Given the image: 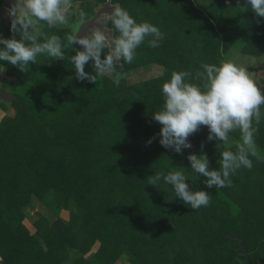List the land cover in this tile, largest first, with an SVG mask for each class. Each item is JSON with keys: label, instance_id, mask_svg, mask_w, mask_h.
I'll return each mask as SVG.
<instances>
[{"label": "rangeland", "instance_id": "rangeland-1", "mask_svg": "<svg viewBox=\"0 0 264 264\" xmlns=\"http://www.w3.org/2000/svg\"><path fill=\"white\" fill-rule=\"evenodd\" d=\"M13 3L0 0L4 38L13 35ZM73 3L88 17L104 4L100 16L122 7L165 36L158 48H137L119 87L110 77L77 80L67 59L38 56L26 73L0 61V88L15 98L0 97V262L264 264L252 262L264 258V162L250 157L252 169L237 170L231 187L208 189L203 176L194 179L187 156L204 153L218 169L220 153L235 151L240 133L222 146L202 126L178 154L159 143L161 125L152 119L171 73L194 75L203 63L233 61L264 92V18L242 11L244 0ZM43 31L65 43L71 34L68 27ZM85 71L95 74L91 62ZM255 143L264 155V117ZM169 170L183 171L193 190L208 191L210 204L193 210L163 180L157 188L147 184L148 176Z\"/></svg>", "mask_w": 264, "mask_h": 264}, {"label": "clouds", "instance_id": "clouds-1", "mask_svg": "<svg viewBox=\"0 0 264 264\" xmlns=\"http://www.w3.org/2000/svg\"><path fill=\"white\" fill-rule=\"evenodd\" d=\"M249 9L257 17L264 18V0H244L242 11ZM7 15L13 35L11 38L0 36V45H3L0 61L26 73L30 62L37 63L38 56L49 60L67 59L75 69L77 80L96 84L98 77H110L117 87L126 79L124 64L134 61L137 48L145 42L148 47L158 48L165 36L157 26L147 21L137 22L119 6L108 16L97 17V24L86 35H78L77 26L88 19L87 13L75 6L73 0H14ZM72 17L77 19L70 22ZM109 21L111 29L105 27ZM45 26L49 29L68 27L72 31L66 35L65 43L58 35L46 34ZM74 45H79L75 54L65 56V49H72ZM90 62L95 74L85 71V65ZM193 80L199 83L190 82ZM161 91L164 102L161 110L153 112L152 119L161 125L159 143L164 148L182 154L183 149L192 147L188 138L202 126L208 129L207 139L220 142L222 146L230 144V133H240L235 151L220 153L218 169H210L209 158L204 153L187 156L194 179L203 176L206 188L231 187V177L237 170L252 169L250 157L264 162V155L255 143L264 117L261 111L264 92L246 68L224 60L218 65L203 63L194 75L191 71H173L170 79L162 84ZM152 139L147 143L151 144ZM161 180L172 186L175 198H180L193 210L210 204L209 192L190 188L186 182L188 177L181 170H169L166 174L157 172L148 176L147 184L157 188Z\"/></svg>", "mask_w": 264, "mask_h": 264}, {"label": "water", "instance_id": "water-1", "mask_svg": "<svg viewBox=\"0 0 264 264\" xmlns=\"http://www.w3.org/2000/svg\"><path fill=\"white\" fill-rule=\"evenodd\" d=\"M107 11H108V8H107L106 4H104L100 8H97L93 15L88 17V19L86 21L81 22L77 26L78 35H86V34H88L90 29H91V27L97 24L96 18L99 17L100 14H102V12H107ZM100 26L102 27V25H100ZM74 48L78 49L79 45H74ZM0 97H2L4 99H8V100L9 99H15L13 94L5 92L2 88H0ZM242 252H244V249H242ZM0 264H2V263L0 262Z\"/></svg>", "mask_w": 264, "mask_h": 264}, {"label": "trees", "instance_id": "trees-1", "mask_svg": "<svg viewBox=\"0 0 264 264\" xmlns=\"http://www.w3.org/2000/svg\"><path fill=\"white\" fill-rule=\"evenodd\" d=\"M252 262H260V263H263L264 262V258H257L255 260H252Z\"/></svg>", "mask_w": 264, "mask_h": 264}]
</instances>
